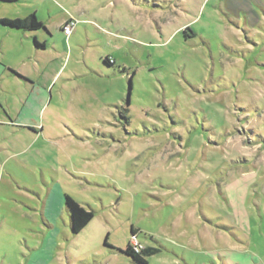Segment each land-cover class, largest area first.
<instances>
[{"label":"rangeland","instance_id":"1","mask_svg":"<svg viewBox=\"0 0 264 264\" xmlns=\"http://www.w3.org/2000/svg\"><path fill=\"white\" fill-rule=\"evenodd\" d=\"M31 13L45 48L0 29V264H264V0H0Z\"/></svg>","mask_w":264,"mask_h":264},{"label":"trees","instance_id":"2","mask_svg":"<svg viewBox=\"0 0 264 264\" xmlns=\"http://www.w3.org/2000/svg\"><path fill=\"white\" fill-rule=\"evenodd\" d=\"M0 24L19 30L36 31L44 28V23L37 17L36 13H31L24 18H4L0 19ZM63 28V27H62ZM38 48H45L46 44L39 42L36 38L34 40ZM106 62H110L108 58ZM65 205L69 211L71 219V227L74 233L82 231L94 218L95 213L92 210H87L78 201L69 195H65ZM138 233V230L132 229V235ZM124 252L131 257V259L139 264H147L148 257L160 252L159 247L146 246L140 251H136L132 244H128Z\"/></svg>","mask_w":264,"mask_h":264},{"label":"crops","instance_id":"3","mask_svg":"<svg viewBox=\"0 0 264 264\" xmlns=\"http://www.w3.org/2000/svg\"><path fill=\"white\" fill-rule=\"evenodd\" d=\"M41 20V19H40ZM43 23H44V21L43 20H41ZM45 24V23H44ZM47 28V27H46ZM0 29H2L3 31H5V33L6 34H10V33H19V34H24L27 38H33L34 40H35V38L36 39H38L39 40V35H38V33H35V34H33V35H30V34H27L26 35V32L27 33H29V32H33V31H26V30H19V29H13V28H10V27H7V26H4V25H1L0 24ZM45 42L48 40L47 39V37H45ZM33 45H34V47L36 48V49H39L36 45H35V42H33ZM46 47V46H45ZM150 246H152V247H156V246H153V245H150ZM160 248V251H161V247H159Z\"/></svg>","mask_w":264,"mask_h":264},{"label":"built area","instance_id":"4","mask_svg":"<svg viewBox=\"0 0 264 264\" xmlns=\"http://www.w3.org/2000/svg\"><path fill=\"white\" fill-rule=\"evenodd\" d=\"M77 24V21L73 18L68 19L64 24H63V31L66 34L67 37H70V35L73 33L74 28ZM134 236V235H133ZM133 248L136 251H140V248H136L135 246H133Z\"/></svg>","mask_w":264,"mask_h":264}]
</instances>
